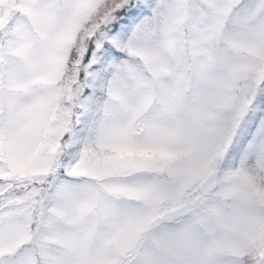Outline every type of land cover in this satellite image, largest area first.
<instances>
[{"label":"snow or ice","instance_id":"obj_1","mask_svg":"<svg viewBox=\"0 0 264 264\" xmlns=\"http://www.w3.org/2000/svg\"><path fill=\"white\" fill-rule=\"evenodd\" d=\"M0 264H264V0H0Z\"/></svg>","mask_w":264,"mask_h":264}]
</instances>
